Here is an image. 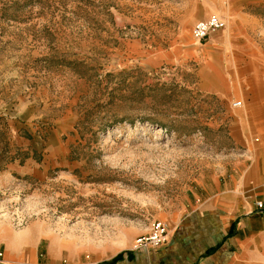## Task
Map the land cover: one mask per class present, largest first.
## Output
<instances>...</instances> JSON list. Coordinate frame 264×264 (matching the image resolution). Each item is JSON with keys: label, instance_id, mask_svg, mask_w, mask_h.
<instances>
[{"label": "rangeland", "instance_id": "obj_1", "mask_svg": "<svg viewBox=\"0 0 264 264\" xmlns=\"http://www.w3.org/2000/svg\"><path fill=\"white\" fill-rule=\"evenodd\" d=\"M216 1L0 0V252L111 255L229 172L240 109L203 86L192 28L264 39V0Z\"/></svg>", "mask_w": 264, "mask_h": 264}, {"label": "crops", "instance_id": "obj_2", "mask_svg": "<svg viewBox=\"0 0 264 264\" xmlns=\"http://www.w3.org/2000/svg\"><path fill=\"white\" fill-rule=\"evenodd\" d=\"M211 3L217 5L218 0ZM237 13L246 15L242 10ZM218 32L206 42L213 47V56L203 54V73L212 79L209 84L208 77L203 78V86L212 85L215 91L235 98L233 102L242 101L241 107L232 105L240 109L229 133L239 151L233 167L170 224L164 245L136 250L133 243L107 256L95 255L85 261L73 257L70 264H264V39L257 30L250 40H230L225 32L220 40ZM258 201L262 208L256 205ZM5 244L0 264L61 263L48 252L40 255L39 244L19 248Z\"/></svg>", "mask_w": 264, "mask_h": 264}, {"label": "built area", "instance_id": "obj_3", "mask_svg": "<svg viewBox=\"0 0 264 264\" xmlns=\"http://www.w3.org/2000/svg\"><path fill=\"white\" fill-rule=\"evenodd\" d=\"M227 27L225 18L213 14L206 19L198 20L192 28V37L196 42L204 41L211 34L221 31ZM233 107H241L242 101L236 100L232 103ZM259 208L263 207L261 201L256 202ZM170 237V226L168 223L157 220L152 223L147 233L139 235L133 248L136 250L158 248L164 245Z\"/></svg>", "mask_w": 264, "mask_h": 264}]
</instances>
